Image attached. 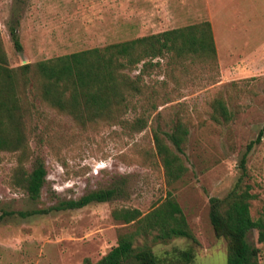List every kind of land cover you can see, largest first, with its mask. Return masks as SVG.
Masks as SVG:
<instances>
[{
	"label": "rangeland",
	"instance_id": "1",
	"mask_svg": "<svg viewBox=\"0 0 264 264\" xmlns=\"http://www.w3.org/2000/svg\"><path fill=\"white\" fill-rule=\"evenodd\" d=\"M5 20V18L3 17ZM2 24L4 23V20ZM9 25L19 21L22 50L10 32L7 44L0 32L10 66L104 46L174 27L210 20L217 46V63H193L174 68L168 57L144 74L145 95L157 94L148 125L129 133L121 124L81 127L71 116L35 100L29 139L31 169L37 156L46 164L41 196L32 199L12 184L18 159L0 152V264H82L99 260L117 244L119 235L135 228L116 220V207H137L144 213L172 190L197 238L167 242L139 237L160 257L194 248L190 264H227V242L218 237L210 219V197L226 196L243 172L240 166L250 141L264 125V0H13ZM140 63L132 75L140 73ZM221 96L231 112L229 120L212 117V102ZM137 102L125 118L142 112ZM181 119L189 134L180 152L187 170L169 185L156 152L154 130L167 132ZM251 185V213L264 217V136L247 155L243 186ZM115 186L118 194L107 202L64 208L100 188ZM39 211L30 215L28 212ZM249 242L264 243L258 229Z\"/></svg>",
	"mask_w": 264,
	"mask_h": 264
},
{
	"label": "trees",
	"instance_id": "2",
	"mask_svg": "<svg viewBox=\"0 0 264 264\" xmlns=\"http://www.w3.org/2000/svg\"><path fill=\"white\" fill-rule=\"evenodd\" d=\"M10 35L16 49L22 50L16 25L10 27ZM161 57H168L174 68L186 67L188 59L193 63L216 64L217 46L210 20L18 66H10L0 32V152L11 151L17 155L12 184L21 187L32 199H38L46 181L47 168L41 156L35 158L31 169L25 164L31 155L29 139L36 99L71 116L81 127L103 122L121 124L129 133L141 131L148 125L151 110L157 108L154 101L157 94L144 96V74L149 67L159 65V61L153 60ZM140 63L143 64L140 73L133 76L132 71ZM138 101H142L139 103L142 112L133 119L125 118L130 109L136 110ZM212 107L214 120L230 119L231 112L221 96L213 100ZM188 134L189 128L181 119L167 132L172 146L161 131L154 130L156 152L169 185L187 170L176 149L183 152ZM263 136L264 125L248 143L240 162L243 172L229 193L224 197H210L211 223L216 235L227 242V264H260V248L249 242L248 234L258 229V241L264 243V217L253 218L254 194L251 185L243 186V182L248 152ZM117 194L115 186L100 188L64 202L63 207L80 208L93 202H107ZM5 214H0V220ZM112 214L116 220L133 223L135 228L120 234L117 244L99 260L86 258L82 264H190L195 260L193 247L175 251L171 257H160L148 243L137 244L141 236H152L157 242L178 237L197 241L172 190L146 213L137 207H116Z\"/></svg>",
	"mask_w": 264,
	"mask_h": 264
},
{
	"label": "crops",
	"instance_id": "3",
	"mask_svg": "<svg viewBox=\"0 0 264 264\" xmlns=\"http://www.w3.org/2000/svg\"><path fill=\"white\" fill-rule=\"evenodd\" d=\"M12 5H13V0H0V24L4 28V30H3L4 35L3 36H4V41H5L6 44L8 42L7 41V32L8 31L10 32V27L14 26L12 24L9 25L8 24L9 20L7 19V17L9 16V12L12 9ZM3 17L5 18V20L3 19ZM2 19L4 20L3 24H2V21H1ZM18 24H19V21H18L16 26H17L18 35H19V38H20L19 25ZM20 42H21V40H20Z\"/></svg>",
	"mask_w": 264,
	"mask_h": 264
}]
</instances>
